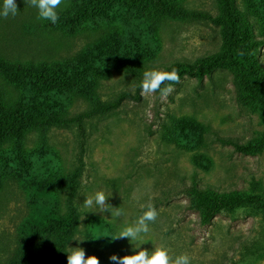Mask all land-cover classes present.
Listing matches in <instances>:
<instances>
[{
  "label": "rangeland",
  "instance_id": "obj_1",
  "mask_svg": "<svg viewBox=\"0 0 264 264\" xmlns=\"http://www.w3.org/2000/svg\"><path fill=\"white\" fill-rule=\"evenodd\" d=\"M171 1L190 12L219 13L216 0ZM15 2L16 16H0L1 57L63 64L88 46L100 45L112 33L125 44L133 40L120 54L142 55L140 62L127 65L125 71L99 62L97 86L89 96L57 90L36 96L0 75L9 102L31 98L43 107L53 102L64 119L87 111L96 102L134 91L145 70H166L176 61L194 62L222 50L220 28L203 20L164 18L153 24L124 8L71 31L59 24L46 27L49 21L37 19L38 9L25 0ZM75 2L63 0L56 11L65 14ZM235 3L243 15L242 24L264 39V0ZM254 55L264 65V46ZM235 79L230 70L216 71L203 81L186 77L173 85L167 98L156 92L140 102L128 101L117 111L85 121L82 129L55 125L30 130L21 148L28 165L0 179V264H21L23 254L32 249L24 229L26 221L38 216L40 208L58 205L65 214L77 210L80 225L74 237L87 239L72 240L68 247H82L86 257L96 255L100 264H116L111 255L122 257L140 249H134L127 239L111 241L98 236L131 224L142 214L140 204L148 202L158 216L149 224L150 233L140 248L151 251L162 245L173 257L187 253L191 264H264V209H239L202 225L186 194L194 179L202 187L221 191L264 193V149L244 155L217 141L230 137L256 143L264 137V113L237 102ZM16 147L11 140L2 153L11 160L18 154ZM38 174L64 180L65 186L39 196L30 184ZM100 190L109 196L108 204L123 210L122 217L111 219L110 212L83 208L85 196ZM58 264H67L66 252Z\"/></svg>",
  "mask_w": 264,
  "mask_h": 264
},
{
  "label": "trees",
  "instance_id": "obj_2",
  "mask_svg": "<svg viewBox=\"0 0 264 264\" xmlns=\"http://www.w3.org/2000/svg\"><path fill=\"white\" fill-rule=\"evenodd\" d=\"M216 4L219 13L214 16L205 12L187 11L171 0H76V6L71 11L59 13L57 23L49 21L46 27L59 24L74 31L83 23L96 20L98 16L105 20L111 17L115 9L124 8L153 24L164 18L207 21L220 28L222 50L200 56L194 62L176 61L166 71L175 68L180 80L188 77L198 81L211 77L216 71H234L237 102L242 107L261 109L264 113V65L254 55L264 46V39L255 37L250 27L242 24L243 15L235 0H216ZM117 36V33L107 35L100 45L88 46L83 54L63 64H37L33 60L11 61L0 56V75L31 89V93L36 96L54 90L89 96L97 86L95 73L99 62L125 71L127 65H134L142 60L139 52L120 54L121 50L131 47L133 40L128 45ZM241 52L243 55H240ZM141 81H137L134 91L122 92L108 102H96L87 111L67 119L56 111L57 105L53 102L45 107L33 103L31 98L26 102L11 103L0 86V179L4 174H10L14 169H25L28 165L22 159L21 148L24 137L30 130L55 125H74L82 129L89 119L117 111L128 101L140 102L143 99L139 87ZM167 83L169 82H165V85ZM11 140L17 146L18 154L9 160L2 152ZM217 141L244 155H255L264 149V137L256 143L241 142L230 137H218ZM64 183V180H50L44 174H38L30 180L39 196L61 191ZM186 194L193 201L202 225L211 224L218 215L239 209H264L263 191L231 193L211 186L202 187L194 179ZM37 213L38 216L28 219L24 226L32 249L23 254L21 264H58L80 225V216L76 209L65 214L60 205L40 208ZM45 247L48 252H44ZM46 252L47 255H44Z\"/></svg>",
  "mask_w": 264,
  "mask_h": 264
},
{
  "label": "clouds",
  "instance_id": "obj_3",
  "mask_svg": "<svg viewBox=\"0 0 264 264\" xmlns=\"http://www.w3.org/2000/svg\"><path fill=\"white\" fill-rule=\"evenodd\" d=\"M25 2L38 9L37 19L47 20L53 24L59 20V14L56 9L61 6L63 0H25ZM17 13L18 7L15 0H3L2 6H0V16L8 18L9 15L16 16ZM240 55H243V52ZM165 82L169 83L165 85ZM179 82L180 75L175 68H172L171 71L155 68L145 70L139 85L140 94L142 97H146L159 92L163 98H167L174 91L173 85ZM162 85L165 86L161 87ZM85 197L82 206L84 209L90 210L89 212H110L111 219L124 215L122 209L112 207L107 203L109 196L102 190L96 191L94 195ZM140 208L143 210L142 214L131 224L122 225L116 232L98 236V238L105 237L111 241L127 239L132 243L134 249H140L135 251L134 254L122 257L113 254L110 256V260L116 262V264H191V257L187 253H181L173 257L170 255L169 250L162 245L153 247L151 251L140 248V245L144 244V237L150 233L149 224L154 223L158 216V211L151 202L140 204ZM72 240L79 243L87 239L76 236ZM137 244H139V247H137ZM66 253L67 264H100L96 255H88L86 257L85 250L79 246L68 247Z\"/></svg>",
  "mask_w": 264,
  "mask_h": 264
}]
</instances>
